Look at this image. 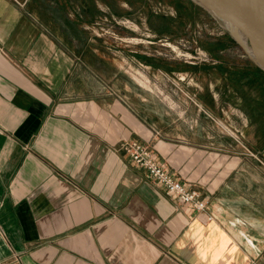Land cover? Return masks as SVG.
<instances>
[{
    "label": "crops",
    "instance_id": "0c3cea01",
    "mask_svg": "<svg viewBox=\"0 0 264 264\" xmlns=\"http://www.w3.org/2000/svg\"><path fill=\"white\" fill-rule=\"evenodd\" d=\"M95 13L0 0V264H264V71L238 53L162 59L196 98L163 100L137 77L154 48L96 37ZM130 142L206 211L168 196Z\"/></svg>",
    "mask_w": 264,
    "mask_h": 264
},
{
    "label": "rangeland",
    "instance_id": "374dc122",
    "mask_svg": "<svg viewBox=\"0 0 264 264\" xmlns=\"http://www.w3.org/2000/svg\"><path fill=\"white\" fill-rule=\"evenodd\" d=\"M94 3L96 13L91 30L96 37H106L117 49L123 45H128V49L146 45L154 48V56L149 57L153 61L139 63L137 77L144 86L154 84L163 100L169 96L180 101L184 96L194 102L196 98L184 93L183 86L190 81L180 73L166 72L162 59L197 67L217 65L219 62L212 54L238 53L261 69L237 41L233 29L227 25L232 34L216 15L195 0H94ZM245 47L251 53L248 40ZM226 129L229 128L225 124Z\"/></svg>",
    "mask_w": 264,
    "mask_h": 264
},
{
    "label": "water",
    "instance_id": "95a60500",
    "mask_svg": "<svg viewBox=\"0 0 264 264\" xmlns=\"http://www.w3.org/2000/svg\"><path fill=\"white\" fill-rule=\"evenodd\" d=\"M195 1L216 15L226 28L227 25L233 26L245 41L248 40L251 53L245 45L243 47L252 60L264 70V61L256 56L260 51L264 54V0ZM237 41L240 42L238 39Z\"/></svg>",
    "mask_w": 264,
    "mask_h": 264
},
{
    "label": "built area",
    "instance_id": "2783aa9c",
    "mask_svg": "<svg viewBox=\"0 0 264 264\" xmlns=\"http://www.w3.org/2000/svg\"><path fill=\"white\" fill-rule=\"evenodd\" d=\"M124 148L135 165L146 170L151 180L161 186L168 196L176 198L181 204L196 212L206 211L207 201L201 197L200 193L176 180L148 147L130 142L125 144Z\"/></svg>",
    "mask_w": 264,
    "mask_h": 264
},
{
    "label": "bare ground",
    "instance_id": "6f19581e",
    "mask_svg": "<svg viewBox=\"0 0 264 264\" xmlns=\"http://www.w3.org/2000/svg\"><path fill=\"white\" fill-rule=\"evenodd\" d=\"M232 29H233V33H234V36L243 44L245 45V39L238 33V31L231 25H229ZM228 28V26H227ZM254 52V51H253ZM255 54V52H254ZM256 55V54H255ZM257 57H259L260 59H262L264 61V54L260 51V53L258 52Z\"/></svg>",
    "mask_w": 264,
    "mask_h": 264
}]
</instances>
